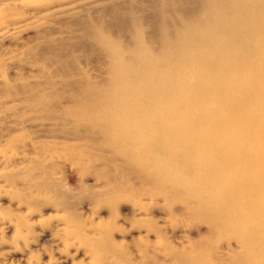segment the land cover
<instances>
[{"label":"rangeland","instance_id":"rangeland-1","mask_svg":"<svg viewBox=\"0 0 264 264\" xmlns=\"http://www.w3.org/2000/svg\"><path fill=\"white\" fill-rule=\"evenodd\" d=\"M206 7L208 0H0V264H179L166 244L202 255L201 245L190 247L199 237L217 246L219 264L233 255L189 215L182 193L171 197L139 176L79 119L87 108L79 92L111 78L97 27L120 37L124 52L139 43L157 51L161 26L173 31L181 13L204 19ZM38 91L47 95L41 104L28 100ZM98 225L119 253L81 241L100 239Z\"/></svg>","mask_w":264,"mask_h":264},{"label":"bare ground","instance_id":"bare-ground-1","mask_svg":"<svg viewBox=\"0 0 264 264\" xmlns=\"http://www.w3.org/2000/svg\"><path fill=\"white\" fill-rule=\"evenodd\" d=\"M206 12L198 21L179 14L173 31L161 26L166 39L157 51L139 43L124 52L120 37L97 27L111 78L79 92L87 104L79 119L139 176L185 196L189 215L233 253L223 264H264V0H208ZM46 96L28 100L41 104ZM105 226L98 225L100 239L81 241L119 253ZM204 242L190 246L201 245L202 255L165 249L179 264H219L217 246Z\"/></svg>","mask_w":264,"mask_h":264}]
</instances>
